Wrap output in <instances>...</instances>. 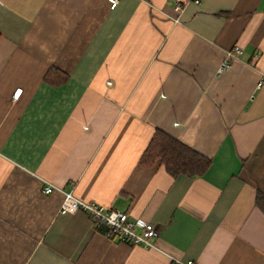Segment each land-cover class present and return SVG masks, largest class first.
Here are the masks:
<instances>
[{
	"label": "crops",
	"instance_id": "obj_1",
	"mask_svg": "<svg viewBox=\"0 0 264 264\" xmlns=\"http://www.w3.org/2000/svg\"><path fill=\"white\" fill-rule=\"evenodd\" d=\"M158 129L207 172L143 165ZM44 181L155 223L157 248L61 212ZM258 193L264 0H0V264H264Z\"/></svg>",
	"mask_w": 264,
	"mask_h": 264
},
{
	"label": "built area",
	"instance_id": "obj_2",
	"mask_svg": "<svg viewBox=\"0 0 264 264\" xmlns=\"http://www.w3.org/2000/svg\"><path fill=\"white\" fill-rule=\"evenodd\" d=\"M111 7L115 8L120 0H109ZM179 8V5H178ZM242 52V48L236 45L228 52V57H233ZM230 64L225 62L220 70L229 67ZM22 89H17L13 94L14 99H18ZM45 182L42 189L43 193L50 194L54 191H60L65 198L61 206V212L73 213L83 210L90 216L95 228L103 229V233L108 238L116 239L120 242L140 245L144 248H157L156 238L159 230L155 223L132 218L128 212L122 211L115 207L106 206L96 202H88L74 196L72 192H66L56 185ZM176 264H195L191 259L183 260L173 258Z\"/></svg>",
	"mask_w": 264,
	"mask_h": 264
},
{
	"label": "trees",
	"instance_id": "obj_3",
	"mask_svg": "<svg viewBox=\"0 0 264 264\" xmlns=\"http://www.w3.org/2000/svg\"><path fill=\"white\" fill-rule=\"evenodd\" d=\"M51 70L46 75V80L61 83L68 78L59 70ZM57 73L62 75V80L54 77ZM56 78V79H55ZM160 160L167 171L173 176L189 174L191 176H202L211 166V159L182 143L175 137L158 129L141 157L143 165H153ZM257 204L264 210V193H258ZM99 230L103 231L102 228Z\"/></svg>",
	"mask_w": 264,
	"mask_h": 264
}]
</instances>
